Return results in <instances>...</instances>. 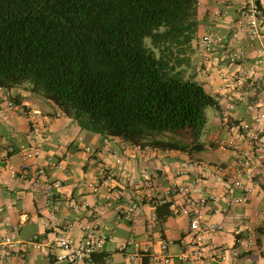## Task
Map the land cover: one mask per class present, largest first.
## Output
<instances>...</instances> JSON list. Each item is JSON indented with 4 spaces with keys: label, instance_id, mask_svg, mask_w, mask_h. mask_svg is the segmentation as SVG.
I'll list each match as a JSON object with an SVG mask.
<instances>
[{
    "label": "trees",
    "instance_id": "obj_1",
    "mask_svg": "<svg viewBox=\"0 0 264 264\" xmlns=\"http://www.w3.org/2000/svg\"><path fill=\"white\" fill-rule=\"evenodd\" d=\"M199 1L0 0V87L27 85L104 137L202 151L206 109L220 105L206 82L187 77ZM166 132L186 140L159 137ZM170 206L157 205L161 221ZM110 257L103 250L95 260Z\"/></svg>",
    "mask_w": 264,
    "mask_h": 264
},
{
    "label": "crops",
    "instance_id": "obj_2",
    "mask_svg": "<svg viewBox=\"0 0 264 264\" xmlns=\"http://www.w3.org/2000/svg\"><path fill=\"white\" fill-rule=\"evenodd\" d=\"M257 2L264 9V0ZM239 7L217 0H200L196 39L209 29L230 36L235 28ZM196 39L193 41L190 66L195 57L194 64L202 72V77L198 75L199 80L207 83L197 55ZM195 76L197 78V72ZM206 86L213 92L217 83L208 82ZM0 96L3 98L0 102V146H13L15 152L12 160L18 165L21 163L19 149L28 141L29 120L20 108H10L6 103V99L15 100L17 97L18 101L15 102L19 107L40 111L47 120L51 139L44 148L45 165L50 181L61 184L52 197L47 195L44 185L33 188L28 179H11L5 174L0 179V237L15 235L20 240H27L39 234L43 241H50L67 222L76 223V236L83 233L84 224L91 223L111 238L104 247V251L111 253L105 264H141L142 256L131 245L133 241L146 242L150 239L153 250H158L161 238H164L171 242L170 252L177 255L182 251L180 239L189 229V218L172 213L163 221L158 216V220L152 222V217L157 214V205L164 204L163 200H168L172 212V204L183 201L181 196L167 198L165 194L170 186L190 183L196 177L204 176L207 187L218 195L207 220L223 226L220 232L213 234L212 242L224 248L228 256H232L233 249L240 250L239 257L235 260L231 257L226 264H248L250 261L264 264V167L257 177L249 204L240 210L231 207L224 210L226 204L220 197L227 192V182L213 165L227 162L231 158L230 153L206 145L199 152L165 150L104 137L80 128L72 117L64 114L44 96L33 94L27 85L0 90ZM214 116L212 128L206 140H203L206 144L220 123L215 108ZM239 116H245L244 105L239 106ZM80 138H83L82 141ZM85 146H91L94 152H87ZM117 158L123 160V166L116 164ZM102 166L114 173L110 182L111 198H107V190L94 194L88 187L89 182L100 177ZM144 170L155 177L159 191L156 198L146 201L135 219L129 221L122 217L121 211L127 207L134 191H145L141 187ZM180 170L182 174H178ZM125 178L131 180L134 186L126 187ZM236 194L241 192L237 191ZM248 240L255 241V245L246 252L241 242ZM0 264H49V259L44 248H28L13 251L10 259L6 262L0 260ZM200 264L221 263L208 258Z\"/></svg>",
    "mask_w": 264,
    "mask_h": 264
},
{
    "label": "built area",
    "instance_id": "obj_3",
    "mask_svg": "<svg viewBox=\"0 0 264 264\" xmlns=\"http://www.w3.org/2000/svg\"><path fill=\"white\" fill-rule=\"evenodd\" d=\"M217 1L240 7L230 36L209 29L197 44L201 64H206L203 68L206 81L217 83L214 92L220 105L217 109L220 123L206 147L231 154L227 162L213 166L227 182V192L220 197L226 204L224 210L228 207L240 210L249 204L257 177L264 167V9L257 0ZM243 38L244 46L241 43ZM5 89L0 87V90ZM2 100L0 96V102ZM6 103L10 108H20L29 120V130L27 143L19 149V165L12 160L14 147L0 146V179L5 174L11 179H28L33 188L44 185L47 195L53 197L54 190L61 184L50 181L45 165L44 148L51 139L47 120L40 111L19 107L12 98L6 99ZM240 105H244L245 116H239ZM85 150L94 152L91 146H85ZM116 164L123 166V160L117 158ZM58 167L62 168V165L58 164ZM100 173L99 178L88 183L94 194L111 191L114 173L106 166L101 167ZM182 173L178 171V174ZM142 177L141 187L145 191H134L127 207L121 211L122 217L129 221L134 220L145 202L156 198L159 191L155 177L148 170L143 171ZM130 181L125 178L126 187L134 186ZM237 191L241 194L237 195ZM165 195L167 198L181 196L183 201L180 204H172L173 213L185 215L190 220L189 229L180 239L182 251L172 254L169 249L171 242L164 238H161L158 250H153L150 239L131 242L139 250V255H148L150 262L155 264H200L208 258L226 264L231 257L233 260L239 257L238 248L228 256L224 248L212 242L213 234L220 232L223 226L207 220L218 195L207 187L204 176H198L190 183L170 186ZM107 198H111L110 192ZM167 202V199L163 200V203ZM156 220L158 215L154 214L152 222ZM75 227V222L65 223L50 241H43L39 234L27 240H20L15 235L0 237V260L8 261L16 250L44 248L49 264H97L95 255L104 250L111 238L91 223L84 224L80 236L75 235ZM241 243L246 252L255 245L253 240ZM248 264L258 263L250 261Z\"/></svg>",
    "mask_w": 264,
    "mask_h": 264
},
{
    "label": "rangeland",
    "instance_id": "obj_4",
    "mask_svg": "<svg viewBox=\"0 0 264 264\" xmlns=\"http://www.w3.org/2000/svg\"><path fill=\"white\" fill-rule=\"evenodd\" d=\"M146 43L148 45H151V40L150 38H147L146 39ZM198 55V54H197ZM195 63V57H193V63H192V66L188 68V71H187V77L190 76L191 74H194L197 72V80H199V77L198 75H200L202 77V72L200 71L199 72V69L198 67H196V65L194 64ZM204 77V76H203ZM208 83V82H207ZM207 87V86H206ZM207 90H211V88H208L207 87ZM206 116H207V121H206V124H205V127H204V132L203 134L201 135V140H206L207 138V135H208V132L210 131V129L212 128V125H213V121H214V107L212 106H209L207 109H206ZM160 138L162 139H166V140H169L171 138H178V139H181L182 141H185L186 138L184 136H178L176 135L175 133L173 132H166V133H163V135H160L159 136ZM115 245V244H114Z\"/></svg>",
    "mask_w": 264,
    "mask_h": 264
}]
</instances>
